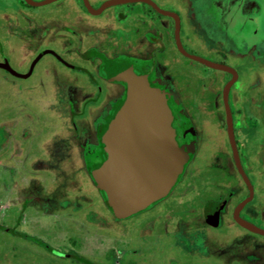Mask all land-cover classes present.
<instances>
[{
	"label": "rangeland",
	"instance_id": "374dc122",
	"mask_svg": "<svg viewBox=\"0 0 264 264\" xmlns=\"http://www.w3.org/2000/svg\"><path fill=\"white\" fill-rule=\"evenodd\" d=\"M106 1L92 0L94 7ZM153 1L176 10L187 51L237 72L228 92L234 137L256 188L242 214L264 230V0ZM150 4L120 1L92 14L82 0H0V62L27 72L50 47L95 72L100 58L81 56L90 48L112 59L162 46L166 78L197 129V148L172 194L117 218L85 167L93 157L84 149L95 123L107 116V124L124 99L123 87L95 73L100 88L52 53L26 77L0 66V264H264V232L244 229L231 214L219 227L201 219L206 200L235 191L232 210L248 193L223 99L232 74L184 55L174 23Z\"/></svg>",
	"mask_w": 264,
	"mask_h": 264
},
{
	"label": "water",
	"instance_id": "95a60500",
	"mask_svg": "<svg viewBox=\"0 0 264 264\" xmlns=\"http://www.w3.org/2000/svg\"><path fill=\"white\" fill-rule=\"evenodd\" d=\"M26 1L32 5H41L54 0ZM85 1L91 11L99 13L111 4L130 0H108L98 9H95L88 0ZM146 1L159 11L175 17L176 43L184 55L233 74V78L226 84L223 99L235 163L251 190L250 197L244 199L236 208L235 218L251 229L264 232L239 215L241 207L252 197L253 188L241 163L235 142L229 103L228 92L237 78L236 70L187 51L180 38L179 16L175 12L161 8L153 0ZM45 53L58 55L51 48L44 49L33 65ZM104 62L109 77L126 83L127 92L124 99L115 105L113 114L103 128L107 157L104 161L95 163V172L98 183L107 190L113 207L120 214L129 216L145 209L172 189L191 159V152L177 139V129L173 124L175 115L165 91L153 85L147 74L136 72L134 65L129 61L104 58ZM0 66L18 76L29 75L15 70L8 60L0 62Z\"/></svg>",
	"mask_w": 264,
	"mask_h": 264
},
{
	"label": "flooded vegetation",
	"instance_id": "af4514ba",
	"mask_svg": "<svg viewBox=\"0 0 264 264\" xmlns=\"http://www.w3.org/2000/svg\"><path fill=\"white\" fill-rule=\"evenodd\" d=\"M89 3L94 7V4L92 2V0H88ZM83 2V7L85 8L86 11L92 13V14H97L98 12H93L91 11L87 5H86V1L82 0ZM120 2V1H119ZM122 2V1H121ZM151 7L156 11L161 13L164 16H167L170 20L171 23H174V27L176 26V19L175 17H173V15L171 14H166L163 13L161 11H159L158 9H156L152 4H150ZM100 6H95V9H98ZM161 7V6H160ZM162 8V7H161ZM164 9V8H163ZM172 12H176V10L174 8H169L166 9ZM159 24V26L162 25V27L164 26L165 23V18L163 17H159V22H157ZM150 38L154 41H159L160 40V36H150ZM176 40V37H175ZM50 47H45L43 49L40 50V52L44 49H47ZM162 49V46L160 48H158V50H154L150 53V55L147 56H141V57H135V56H116L113 57L112 59H116L118 61H129L134 65V69L136 72L138 73H142V74H147L149 77L150 82L153 85L158 86L159 88H161L162 90L165 91L169 104L171 106V108L173 109L174 115H175V119H174V126L177 129V139L179 141L180 144L184 145L186 149H188L191 152V158L193 156L194 153H192V149L194 150L195 148H197V129L194 127V123L193 121L188 117V115L186 114L184 107L182 105V102H180L177 99V94L175 93V90L172 89L171 86V80L170 78L167 79L166 78V74H165V67L161 65L159 58H158V51H160ZM34 56V58H32L29 66V69L27 72H20L22 74H31V71H33L34 66L36 65V63L39 61V58L35 64L33 65L34 61L36 60L37 56L39 55V53ZM53 54V53H52ZM65 66H67V68L71 69L72 71H81L86 73L89 78L91 83L99 86L100 88H102V84L96 80V74L97 73L101 79H104L106 82L108 83H114V84H120L123 87V92L125 93L124 95H126L127 92V85L126 83L122 82V81H115L112 80L109 77V74L105 68V62H104V58H111L110 56H108V54L106 52H102L100 50H97L95 48H90L88 49L86 52H84L83 54H81L82 58L84 59H88V60H93V58L95 57H99L100 58V63L98 65V68L96 69L95 72L91 71L89 68H86L85 66H79L73 63H70L67 61L66 58H64L63 56H61L59 53L58 55L54 54ZM7 60V58H4V61ZM3 62V61H2ZM33 66V67H32ZM6 69V68H5ZM7 70V69H6ZM9 71V70H8ZM19 72V71H18ZM232 74V73H231ZM18 76V75H16ZM168 76V74H167ZM20 77V76H19ZM171 77V76H170ZM232 78H233V74H232ZM230 103V101H229ZM116 103L113 104L112 106V110L114 109ZM107 116L101 117L96 123H95V137L92 141L88 142L87 145L85 146V153L90 154V156H92V159H95L94 161L97 163L99 161H104L107 157V152L106 154H102V157H99V154L101 153V149L104 148V150H106V146L105 143H100V136H99V128L102 126L104 128L105 124V120H106ZM105 119V120H104ZM91 159V160H92ZM191 160V159H190ZM189 160V161H190ZM188 163L185 165L184 167V171L180 174L177 183L172 187V189L162 198L158 199L157 201L151 203L149 206H147L146 208L152 207L153 205H155L157 202L159 203V201L164 200L166 197L170 196L172 194V191L174 190V188L177 186V184H180L183 176L185 175L186 172V168H187ZM236 166V163H235ZM87 168V166H85ZM236 169L238 171V173L240 174L241 178L243 179L244 183H245V187L248 190L247 195H245L243 198H241L235 205L234 208L231 210L230 209V199L234 196L235 191H228L225 196L223 197H217L215 199H209L206 200L205 203L202 206V214H201V219H202V223L205 224L206 226H209L210 228L212 227H219L221 224H223L225 222V219L227 217V214H231L233 219L244 229H248L250 230V232L252 233H259L258 231L251 229L243 224H241L236 218H235V212H236V208L238 207V205L246 198L250 197L251 195V190H250V185L245 181V179L243 178L242 174L239 172L237 166ZM250 182H251V187L253 188V195L252 197L241 207L240 211H239V215L241 218H243L244 220H246L249 224L253 225L255 224L254 220H251V218H247L245 217L242 213L243 211H246L249 209V206L251 205L252 199L254 200V196L256 193V188H255V184L253 179L251 178L250 173L248 172V170L246 168H244ZM197 209V207H196ZM199 210V209H198ZM196 210V211H198ZM115 214V213H114ZM130 216V215H129ZM117 217V216H116ZM118 218V217H117ZM255 226V225H253ZM259 226V225H257ZM256 227V226H255ZM255 245L257 243H254Z\"/></svg>",
	"mask_w": 264,
	"mask_h": 264
},
{
	"label": "trees",
	"instance_id": "16d2710c",
	"mask_svg": "<svg viewBox=\"0 0 264 264\" xmlns=\"http://www.w3.org/2000/svg\"><path fill=\"white\" fill-rule=\"evenodd\" d=\"M99 136H100V143H102V145H103V143H105L104 142V132H103V127L101 126L99 129ZM101 153L99 154V157H102V154H106V150H104V148H102L101 150ZM95 159H88L87 161H86V165H87V168H88V170H89V172H90V174H91V176H92V178H93V180H94V182H95V184L97 185V187L99 188V190L101 191V193H102V195H103V197H104V199H105V201H106V203H107V205L109 206V208L115 213V215L118 217V218H124V217H128V216H125V215H122V214H120L118 211H117V209L116 208H114L113 207V205L111 204V202H110V199H109V195H108V192H107V190L104 188V187H102V186H100V184L98 183V178H97V175H96V172H95V161H94Z\"/></svg>",
	"mask_w": 264,
	"mask_h": 264
}]
</instances>
